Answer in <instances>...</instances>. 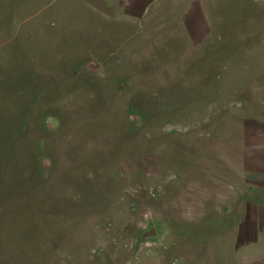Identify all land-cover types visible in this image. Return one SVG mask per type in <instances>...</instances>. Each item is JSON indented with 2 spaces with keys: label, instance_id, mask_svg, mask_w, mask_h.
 <instances>
[{
  "label": "rangeland",
  "instance_id": "1",
  "mask_svg": "<svg viewBox=\"0 0 264 264\" xmlns=\"http://www.w3.org/2000/svg\"><path fill=\"white\" fill-rule=\"evenodd\" d=\"M0 264H264V0H0Z\"/></svg>",
  "mask_w": 264,
  "mask_h": 264
}]
</instances>
